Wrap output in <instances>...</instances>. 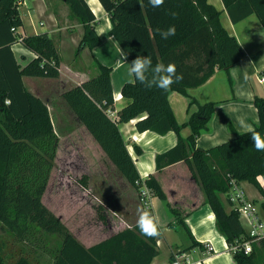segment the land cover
I'll return each mask as SVG.
<instances>
[{
	"label": "trees",
	"instance_id": "1",
	"mask_svg": "<svg viewBox=\"0 0 264 264\" xmlns=\"http://www.w3.org/2000/svg\"><path fill=\"white\" fill-rule=\"evenodd\" d=\"M222 1L232 22L254 12L264 28V0ZM14 2L0 0V229L11 237L0 238V264H150L159 252L157 240L162 234L147 237L135 222L85 246L43 203L59 137L47 102L29 91L22 77L56 78L60 57L48 33L22 35L17 31L22 20ZM64 2L83 26L76 52L98 45L101 39L95 30L97 21L86 0ZM99 2L109 18L107 34L127 54L129 63L137 56L150 55L153 64L174 63L183 79L167 92L125 82L121 95L126 102L115 111L112 68L95 59L96 74L64 88L60 97L127 184L135 189L140 175L119 124L134 119L139 132L150 130L163 135L174 131L176 143L156 154L155 168L160 170L184 161L214 213L215 227L224 234L235 264H264V238L252 241L248 253L242 248L233 249L250 237L238 212L232 207L227 210L221 197L228 194L231 178L247 181L263 198L259 208L264 217V152L256 151L250 138L252 132L264 137V97L253 99L258 123L251 130L235 132L232 138L207 149L195 143L201 132L208 129L215 102L199 103L188 89L203 84L217 69L223 70L231 82L229 70L243 56L237 39L222 26L220 11L208 0H165L159 8H152L148 0ZM170 26H175V35L162 39L156 29L166 30ZM16 42L34 53L24 66L12 51L11 45ZM170 91L188 99L189 114L182 123L173 115L168 100ZM109 111L114 112L112 116ZM184 126L190 128L185 137L180 134ZM133 148L137 154L142 152L136 144ZM145 182L159 200H166L153 174ZM227 199L232 206L229 196ZM167 206L176 217L174 225L189 233L180 212L168 203ZM97 215L106 220L101 208Z\"/></svg>",
	"mask_w": 264,
	"mask_h": 264
},
{
	"label": "crops",
	"instance_id": "2",
	"mask_svg": "<svg viewBox=\"0 0 264 264\" xmlns=\"http://www.w3.org/2000/svg\"><path fill=\"white\" fill-rule=\"evenodd\" d=\"M86 2L96 18L95 30L101 41L92 49L84 47L77 53L83 26L71 13L67 3L64 0H25V5L28 7L27 13L31 14L33 19L35 16L38 17L39 25L45 24L42 32H46L52 37L60 57L59 75L56 78L22 77L25 87L47 102L50 116V102H55V98L57 99L61 90L80 84L95 75L97 72V67H94L96 66L95 59L112 68L111 84L115 111L126 102L121 95V88L125 82H129L131 79L128 75L129 66L124 63L121 56L122 50L114 38L107 34L110 22L99 0H86ZM208 2L220 11L219 17L222 26L237 39L243 50V56L229 70L231 82L223 70L217 69L203 84L188 89V93L194 96L199 103L215 102L208 129L202 131L195 142L197 147L203 149L232 138L235 132L251 130L258 123L257 109L253 104V99L255 96L264 97V81H259V77L264 78V28L259 17L253 12L237 22H232L222 0H208ZM19 15L22 20L20 7ZM23 24L22 20V25L17 28L20 34L41 33L37 28L29 33L25 30L21 31V28L24 29ZM104 35V39L108 42V48L103 45L102 37ZM11 48L21 66L34 57V53L20 42L12 44ZM125 62L129 63L128 57ZM168 100L176 121L178 123L186 121L189 114L188 99L179 92L170 91ZM194 108L193 106L191 109ZM81 127L91 136L83 125ZM119 128L140 177L146 179L149 174H153L166 195L165 201L152 195L151 206L145 209L158 219L162 233L161 238L157 240L159 252L150 264H171L175 260L181 264H235L224 234L215 227L214 213L209 204L205 202L200 185L191 174H185L189 169L187 164L184 161H178L164 166L160 170L155 168L156 154L171 148L176 143L175 132L170 130L163 135H157L150 130L139 132L135 128L134 119L120 123ZM189 133L188 126L180 130L183 137ZM86 138L92 141L94 148H97L96 153L102 154L107 163L116 170L93 137ZM134 144L141 148L140 154L135 152ZM116 172L121 181L119 184L127 185L120 173L117 170ZM103 174L106 176L105 169ZM258 179L262 183V178ZM240 184L246 186L244 187L246 194L259 207L263 200L259 191L247 181L240 182ZM78 190L83 192V189ZM44 194L45 191L42 201ZM66 194L67 196H63L70 197L74 206V211L67 218L62 213H55L50 204H45L44 201L43 203L61 218V221L85 246H90L136 222L135 220L129 223L124 216L112 217V219L106 216V220L102 221L98 218L96 211H87L83 199L73 196V191L70 190ZM55 196L52 194L50 201ZM221 197L225 202L226 209H230L228 194H222ZM167 203L172 207L179 206L181 208L183 211L181 216L190 234L183 228L174 225L176 217L169 210ZM125 215L131 219L134 214L125 212ZM244 227L246 230L245 225Z\"/></svg>",
	"mask_w": 264,
	"mask_h": 264
},
{
	"label": "rangeland",
	"instance_id": "3",
	"mask_svg": "<svg viewBox=\"0 0 264 264\" xmlns=\"http://www.w3.org/2000/svg\"><path fill=\"white\" fill-rule=\"evenodd\" d=\"M19 7L24 23V29L21 28V31L25 30L29 33L37 28L42 32L45 24L39 25V18L35 16L33 19L31 14L27 13L28 7L25 4ZM104 37L105 35L102 37L103 45L108 48V42ZM50 111L59 142L49 184L43 197L44 203L50 204L55 213H62L67 218L74 211L73 200L63 195L67 196L66 193L71 190L73 196L83 199L84 206L89 212L92 210L97 213L98 208H101L110 219L124 216L129 223L137 220V209L141 207L137 195L138 189L132 188L129 184L124 186L119 184L121 182L119 174L107 163L102 154L96 153L97 148H94L92 141L86 138L91 136L75 120L60 94L57 99L55 98V102H50ZM145 156L147 157L148 154L146 153ZM103 168L106 170V176L103 174ZM187 171L185 174L190 175L189 169ZM240 187L244 192L246 191L244 188L246 186L240 184ZM78 189H83V192ZM52 194L56 196L50 201ZM245 196L250 199L246 192ZM174 208L182 214L183 211L179 206ZM125 212L134 215L130 219ZM0 238L11 240L10 235L2 229H0Z\"/></svg>",
	"mask_w": 264,
	"mask_h": 264
},
{
	"label": "clouds",
	"instance_id": "4",
	"mask_svg": "<svg viewBox=\"0 0 264 264\" xmlns=\"http://www.w3.org/2000/svg\"><path fill=\"white\" fill-rule=\"evenodd\" d=\"M165 0H148V4L152 8L162 7ZM162 39H168L175 35V26H170L166 30L156 29ZM110 39V38H109ZM121 56L128 67V75L131 77L129 83L136 85L137 83L143 85L147 89L158 88L161 91L167 92L171 86L183 79L181 74L177 73L176 65L174 63H155L153 64L152 57L137 56L130 63L127 60V54L121 51ZM252 145L258 152H264V137L259 133H250ZM136 228L150 238L158 237L161 233V226L158 219L143 207L137 209Z\"/></svg>",
	"mask_w": 264,
	"mask_h": 264
},
{
	"label": "built area",
	"instance_id": "5",
	"mask_svg": "<svg viewBox=\"0 0 264 264\" xmlns=\"http://www.w3.org/2000/svg\"><path fill=\"white\" fill-rule=\"evenodd\" d=\"M14 4L19 10V6L25 4V0H15ZM11 30L13 32L16 31L15 28ZM259 81L263 82L264 78L259 77ZM113 113V111H109L111 116ZM136 183L138 200L144 209H148L151 206L152 190L147 186L145 179L142 177ZM228 196L232 203L231 207L238 212L239 218L246 226V231L250 237L248 240L243 241L240 246H234L233 249L242 248L245 253H248L251 251L252 241L264 238V218L261 215L259 207L245 196V192L240 187L239 182L234 178L230 179ZM171 264L181 263L175 260Z\"/></svg>",
	"mask_w": 264,
	"mask_h": 264
}]
</instances>
